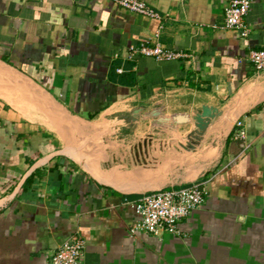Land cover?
<instances>
[{"label":"crops","instance_id":"0c3cea01","mask_svg":"<svg viewBox=\"0 0 264 264\" xmlns=\"http://www.w3.org/2000/svg\"><path fill=\"white\" fill-rule=\"evenodd\" d=\"M139 1L160 19L0 0V264H46L74 236L78 264H264V72L247 59L264 50V0L246 39L216 28L229 0ZM146 43L185 57L133 52ZM205 107L218 117L187 152ZM192 184L206 200L176 235L134 230L130 203Z\"/></svg>","mask_w":264,"mask_h":264},{"label":"built area","instance_id":"2783aa9c","mask_svg":"<svg viewBox=\"0 0 264 264\" xmlns=\"http://www.w3.org/2000/svg\"><path fill=\"white\" fill-rule=\"evenodd\" d=\"M120 9L147 19H160V16L147 4L139 0H110ZM254 0H229L223 10V20L216 27L221 31H230L247 38L250 29L245 18L251 10ZM158 62L172 61L185 57L181 52L168 50L160 45L147 46L137 51ZM247 59L257 72H264V50H251ZM235 140L242 139V123L237 122L233 131ZM206 189L202 184H192L179 189L160 190L143 194L130 203L140 217L134 227L144 233L158 236L160 233L176 235L178 224L200 208L206 200ZM85 243L77 236L63 242L50 256L46 264H78L84 254Z\"/></svg>","mask_w":264,"mask_h":264},{"label":"water","instance_id":"95a60500","mask_svg":"<svg viewBox=\"0 0 264 264\" xmlns=\"http://www.w3.org/2000/svg\"><path fill=\"white\" fill-rule=\"evenodd\" d=\"M218 117V113L210 108H203L202 112L195 116L193 119L195 129L188 135L181 147L187 152H193L200 145L204 135L207 132L208 127L212 121ZM181 123V119L177 120V123Z\"/></svg>","mask_w":264,"mask_h":264},{"label":"rangeland","instance_id":"374dc122","mask_svg":"<svg viewBox=\"0 0 264 264\" xmlns=\"http://www.w3.org/2000/svg\"><path fill=\"white\" fill-rule=\"evenodd\" d=\"M157 162L159 163L160 160H157L156 163H157ZM170 163H171L173 166H175V165H180V164H179V161H176V160H171ZM178 167H179V166H178ZM179 169H180V168H177L176 171H179Z\"/></svg>","mask_w":264,"mask_h":264}]
</instances>
